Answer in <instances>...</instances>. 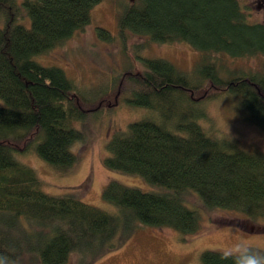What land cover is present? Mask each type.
Instances as JSON below:
<instances>
[{
	"label": "trees",
	"instance_id": "16d2710c",
	"mask_svg": "<svg viewBox=\"0 0 264 264\" xmlns=\"http://www.w3.org/2000/svg\"><path fill=\"white\" fill-rule=\"evenodd\" d=\"M98 1L0 0V264H19L25 256L60 264L73 251L89 262L117 248L135 222L191 233L198 217L182 201L186 190L207 208L264 211V152L208 133L199 123L202 107L185 110L180 104L226 90L239 96L247 120L264 130V71H231L223 78L212 56L264 55V21L249 19L240 0L122 3L116 17L122 39L133 33L156 42L185 40L200 51V62L195 79L149 56L140 57L139 71L123 74L131 101L151 114L114 130L103 165L139 175L150 188L107 180L100 194L116 213L70 191H44L34 168L17 158L21 143L60 172L75 162L72 145L83 134L73 120L81 101L61 67L33 57L86 24ZM96 34L110 38L100 26ZM199 257L198 264H264V251L253 247L238 253L203 249Z\"/></svg>",
	"mask_w": 264,
	"mask_h": 264
},
{
	"label": "rangeland",
	"instance_id": "374dc122",
	"mask_svg": "<svg viewBox=\"0 0 264 264\" xmlns=\"http://www.w3.org/2000/svg\"><path fill=\"white\" fill-rule=\"evenodd\" d=\"M125 1L128 0H99L90 8L86 24L33 57L42 64L61 67L74 84L73 93L81 101L78 102L81 114L73 120V126L83 134L72 145L75 162L67 171L60 172L28 145L22 147L19 143L15 146L18 149L15 155L34 168L44 191L54 194L70 191L79 199L114 213L116 207L103 200L100 194L107 180L114 178L142 189L150 188L139 175L121 173L103 165V157L107 154L105 143L114 130L151 114L147 107L131 101L132 86L123 74L129 70L139 71L142 67L140 57L149 56L168 60L195 79L200 62V51L185 40L156 42L146 35L133 33H127L122 39L116 31V17ZM240 2L249 19L264 21V0ZM98 26L109 32V39L96 34ZM212 56L223 78L229 77L231 71H264L262 54L230 56L213 53ZM204 87H199L192 96L196 98L202 94ZM171 96L172 105L169 102L168 105L176 107L179 101L175 94ZM211 97L180 104L185 110L202 107L205 114L199 118V123L208 133L264 152V130L247 120L239 96L219 90ZM182 201L197 213L195 231L182 233L167 226L135 222L114 250L89 262L88 256H79L73 251L60 264H198L203 249L238 253L253 247L264 251V232L247 231L252 222L240 218L237 210L204 207L192 190L184 191ZM19 264L41 263L25 256Z\"/></svg>",
	"mask_w": 264,
	"mask_h": 264
},
{
	"label": "flooded vegetation",
	"instance_id": "af4514ba",
	"mask_svg": "<svg viewBox=\"0 0 264 264\" xmlns=\"http://www.w3.org/2000/svg\"><path fill=\"white\" fill-rule=\"evenodd\" d=\"M239 207H240V210H237V212H239L241 214L239 217L243 218L244 220H248V221L252 222L248 226L250 228V230L248 229L247 231L264 232V211H261L260 209H259V211H257L256 209H254V210L247 209L246 210V208H243L242 206H239ZM241 229H243V228L241 227ZM253 229H255V230H253Z\"/></svg>",
	"mask_w": 264,
	"mask_h": 264
},
{
	"label": "clouds",
	"instance_id": "9594fccd",
	"mask_svg": "<svg viewBox=\"0 0 264 264\" xmlns=\"http://www.w3.org/2000/svg\"><path fill=\"white\" fill-rule=\"evenodd\" d=\"M228 132H229V128H228ZM230 134V133H229ZM249 264H257V262L255 261H250Z\"/></svg>",
	"mask_w": 264,
	"mask_h": 264
}]
</instances>
